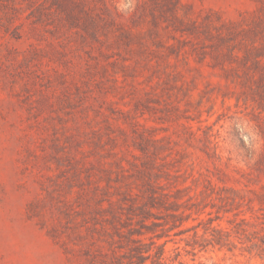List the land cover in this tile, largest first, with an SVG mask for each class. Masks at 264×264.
Returning a JSON list of instances; mask_svg holds the SVG:
<instances>
[{
	"label": "rangeland",
	"instance_id": "rangeland-1",
	"mask_svg": "<svg viewBox=\"0 0 264 264\" xmlns=\"http://www.w3.org/2000/svg\"><path fill=\"white\" fill-rule=\"evenodd\" d=\"M211 224L229 248L185 246ZM155 235L264 264V0H0V264H140Z\"/></svg>",
	"mask_w": 264,
	"mask_h": 264
},
{
	"label": "trees",
	"instance_id": "trees-1",
	"mask_svg": "<svg viewBox=\"0 0 264 264\" xmlns=\"http://www.w3.org/2000/svg\"><path fill=\"white\" fill-rule=\"evenodd\" d=\"M229 236L226 231L221 229L219 226H212V224L206 228H203V232L201 235L198 234L197 231L193 233V236L191 237L192 242H189V240L185 241L186 247H191V250H195V248L201 247L202 249L207 248L208 246H211L212 248L218 247V248H229V244L231 242L229 241ZM155 239H153L150 242V245L156 248L155 253L152 255L150 250H145L144 246L140 247L139 250H137L136 257L139 260L140 264H145L147 260H149L150 264H165V256L167 254V251L165 250V246L168 243V241H164L161 244H157L155 240H159L163 236L155 235ZM142 246V245H140ZM177 248L174 250L176 251Z\"/></svg>",
	"mask_w": 264,
	"mask_h": 264
}]
</instances>
